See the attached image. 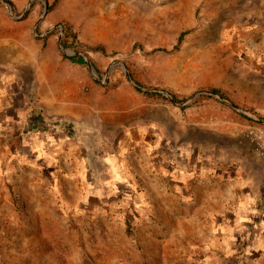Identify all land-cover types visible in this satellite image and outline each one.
Wrapping results in <instances>:
<instances>
[{
    "label": "rangeland",
    "instance_id": "rangeland-1",
    "mask_svg": "<svg viewBox=\"0 0 264 264\" xmlns=\"http://www.w3.org/2000/svg\"><path fill=\"white\" fill-rule=\"evenodd\" d=\"M10 1L13 6L0 0L1 78L24 86L30 105L35 69L52 57V45L70 87L84 98L86 119L73 123L70 138L86 139L84 161L106 172L105 157L123 141L124 160L149 164L144 171L151 180L89 178L72 214L63 216L55 201L41 200L47 211L32 221L30 197L20 194L32 190L30 171L21 190L6 179L13 199L6 217L0 215V258L6 264L17 258L36 264H264V0ZM61 47L85 55L97 77L88 63L65 58ZM137 82L179 101L145 95ZM29 123L23 141L53 125ZM30 155L39 157L35 149L7 155L9 168L26 165ZM32 223L46 246H33Z\"/></svg>",
    "mask_w": 264,
    "mask_h": 264
},
{
    "label": "crops",
    "instance_id": "crops-1",
    "mask_svg": "<svg viewBox=\"0 0 264 264\" xmlns=\"http://www.w3.org/2000/svg\"><path fill=\"white\" fill-rule=\"evenodd\" d=\"M48 51L52 54V57L44 59V62L38 64L35 69L36 81L30 86L29 90L31 93L30 105L26 101V91L22 90L24 86L17 87L15 84H8L1 78L3 65L0 59V215L5 217L7 215L5 210L12 205L13 199L4 187L6 179L17 182L16 186L21 190L22 178L26 174V170L30 171L31 176L27 182L32 190L29 193L21 191L20 194L30 197L32 204L27 210L32 221L38 217L40 211H47L46 208V210H43L39 205L38 202L41 200L47 201L49 204H51V201L52 204L55 201L61 207L60 214H63V216L68 217L72 214L71 211L78 207V201H80L79 190L81 191L84 188V193H86L91 185L89 178L94 180V177L99 180L102 175H105L107 179L110 177L118 179L117 177L124 175L141 178L149 177V174L144 171V169L150 168L149 164L142 163L141 159L136 157L135 161L132 158L124 160L126 155L123 151H125L124 147L126 145L123 141L116 143L117 152H111L108 154L109 157H105L107 162L106 172L102 173L101 170L95 167L92 168L87 159L84 161L82 153L86 149L90 152L86 139L80 138L79 142H71L70 138L74 136V133H70L66 127V124L72 121L73 123L76 122L75 125L85 121L84 98H79L76 87H70L71 83L65 73L66 66L61 64L59 56L57 57L53 53L52 45ZM32 105L39 109L43 108L49 116L58 117V121L52 123L53 125L50 122L46 123L52 125V127L49 126L51 128L57 126L58 130H51L47 127L44 136L29 134L28 139L23 141V136L27 137V134L31 131L29 121L32 119V115L29 118L27 110ZM60 124H64L65 130ZM76 131L78 132L77 129ZM94 137H97L99 141L101 139L100 135ZM34 149L39 153V157L30 155L26 165L15 167L14 163V167L9 168L8 162L13 163V161L7 160L9 159L7 155L28 152V150L33 151ZM98 150H102L101 144H99ZM102 158L103 156L99 159ZM147 158L150 159L151 157L147 156ZM126 162L133 164L126 167ZM127 168H130V170L127 171ZM152 181L153 183L156 182ZM43 186L46 187L45 191H38ZM54 212L57 213L58 211ZM30 226H32L30 227L32 229L29 228V231L36 234V241L35 245L33 242V246H36V244H38L37 247L46 246V244L40 242L37 236V224L32 223ZM3 241L4 236H0V250L3 249ZM24 246H28V244H24ZM51 259L47 257L45 261L50 262ZM32 260L35 261V259ZM32 260L17 258L16 261L17 264H36L31 263ZM0 261L6 264L5 257L0 258Z\"/></svg>",
    "mask_w": 264,
    "mask_h": 264
},
{
    "label": "trees",
    "instance_id": "trees-1",
    "mask_svg": "<svg viewBox=\"0 0 264 264\" xmlns=\"http://www.w3.org/2000/svg\"><path fill=\"white\" fill-rule=\"evenodd\" d=\"M6 1L13 6V4H12V2L10 0H6ZM56 2H58V0H54L53 4L54 3L56 4ZM181 39H182V35L179 37V42H180ZM65 46H66V44H65ZM177 47H178V44L174 48H177ZM97 49H101V48L99 47ZM63 56L65 58H69L73 62H77L79 64H87V60L83 56H81V55H76V54H74V55H65V54H63ZM137 83H138V85L140 87H142V84L140 82H137ZM140 87L137 86L136 89L138 91L142 92L145 95H148V96H153V95L162 96V94L159 93V92L144 91ZM211 92H213V93H219V94L223 95L217 89H211ZM172 96H173V99L175 101H179V98H178L177 95L172 94ZM37 110H38V112L36 113ZM27 112H28V115L29 116L32 115V119L31 120H35L36 122H43L44 124H46L48 122H50V124H52V123H55L56 121H58V119H59L58 117L49 116L45 112V110L43 108H40V109L39 108H36L35 105H32L30 108H28ZM73 125H74L73 122H70L69 124H66V127L68 128V130L70 131V133H73V132H71V130H72L71 127Z\"/></svg>",
    "mask_w": 264,
    "mask_h": 264
},
{
    "label": "water",
    "instance_id": "water-1",
    "mask_svg": "<svg viewBox=\"0 0 264 264\" xmlns=\"http://www.w3.org/2000/svg\"><path fill=\"white\" fill-rule=\"evenodd\" d=\"M45 4H46V11H47V10H48V5H47V3H45ZM10 7H11V5H10ZM61 48L63 49V47H61ZM63 52L66 53V54H68V55L76 54V52H74V51H72V50H68V49H63ZM81 56H83V57L87 60V63L89 64V67L92 69L94 75L97 77V70H96V68L94 67V65L90 62V60H89L85 55H81ZM116 64H121V65L126 69V67L123 65L122 62H116ZM126 72H127V74L129 75V72L127 71V69H126ZM129 76H130V75H129ZM135 85L138 86V87H140V86H139L138 84H136V83H135ZM140 88H142V90H144V91L159 92V93H161V94L167 96L172 102L176 103V101L173 99V96H172L171 94H169L168 92L162 90V89L145 88V87H143V86L140 87ZM199 94H201V92H197V93H195L194 96H193L192 98L196 97V96L199 95ZM215 95H216L217 97H219L220 99L224 100L228 105H230V106H231L232 108H234L235 110H237V111H239V112H241V113H245V112H244L242 109H240L238 106H236V105L230 103L228 100H225L224 98H222L221 96H219V95H217V94H215ZM252 117L255 118V119H257V120H259V118L256 117V116H252Z\"/></svg>",
    "mask_w": 264,
    "mask_h": 264
}]
</instances>
